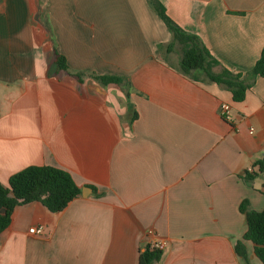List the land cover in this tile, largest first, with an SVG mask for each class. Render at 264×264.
Wrapping results in <instances>:
<instances>
[{
    "label": "crops",
    "instance_id": "crops-1",
    "mask_svg": "<svg viewBox=\"0 0 264 264\" xmlns=\"http://www.w3.org/2000/svg\"><path fill=\"white\" fill-rule=\"evenodd\" d=\"M158 1L253 82L243 101L182 74L176 49H158L171 35L147 0H0V183L51 166L81 190L59 213L17 206L0 264H137L148 231L164 243L162 264H245L239 207L264 212V173L243 178L264 160V77L250 74L264 48V0ZM54 48L73 72L125 78L128 99L120 86L56 72ZM243 244L248 263L261 264Z\"/></svg>",
    "mask_w": 264,
    "mask_h": 264
},
{
    "label": "trees",
    "instance_id": "trees-1",
    "mask_svg": "<svg viewBox=\"0 0 264 264\" xmlns=\"http://www.w3.org/2000/svg\"><path fill=\"white\" fill-rule=\"evenodd\" d=\"M147 3L171 35L170 42L159 45L158 49L164 48L167 53L174 51L176 47L179 49L180 72L186 76H191L194 73L202 74L206 81L227 89L234 102L243 101L253 82H246L242 74L232 73L222 67L209 54L197 36L183 31L169 18L165 8L158 0H147ZM53 68L56 72L63 71L75 77L79 83L82 82L83 78L90 77L102 86L111 84L120 86L125 97L127 99L129 97L130 84L125 78L114 75L73 72L69 69L66 59L55 48ZM250 74L253 77H264V48L261 50L260 57L255 62ZM136 118L137 113L132 108L131 122ZM251 167L252 171H246L243 175L247 181H253L260 173H264V160L253 161ZM80 195V188L67 171L51 166L26 167L10 176L7 187L0 183V233L9 226L11 214L17 206L37 202L49 212L59 213ZM239 211L245 216L247 230L242 241L236 242L235 252L245 264H249L243 241H250L253 244L255 257L261 264H264V212L251 210L246 201L241 203ZM162 261L163 251L146 245L139 252L137 264H162Z\"/></svg>",
    "mask_w": 264,
    "mask_h": 264
},
{
    "label": "built area",
    "instance_id": "built-area-1",
    "mask_svg": "<svg viewBox=\"0 0 264 264\" xmlns=\"http://www.w3.org/2000/svg\"><path fill=\"white\" fill-rule=\"evenodd\" d=\"M229 113V106L226 104H222L220 106V114L223 118H227ZM43 232L42 227H33L29 229V233L33 235H41ZM147 236L149 238V243L147 245L150 246V248L157 249V250H163L164 248V243L160 241H155L154 240V234L151 231L147 232Z\"/></svg>",
    "mask_w": 264,
    "mask_h": 264
},
{
    "label": "rangeland",
    "instance_id": "rangeland-1",
    "mask_svg": "<svg viewBox=\"0 0 264 264\" xmlns=\"http://www.w3.org/2000/svg\"><path fill=\"white\" fill-rule=\"evenodd\" d=\"M179 53V49L176 47L175 53L173 54V57H176L177 54ZM176 55V56H175ZM179 55V54H178Z\"/></svg>",
    "mask_w": 264,
    "mask_h": 264
}]
</instances>
